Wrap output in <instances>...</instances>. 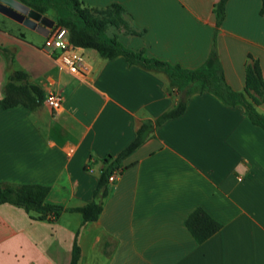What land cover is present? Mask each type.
<instances>
[{"label": "crops", "instance_id": "obj_1", "mask_svg": "<svg viewBox=\"0 0 264 264\" xmlns=\"http://www.w3.org/2000/svg\"><path fill=\"white\" fill-rule=\"evenodd\" d=\"M83 1L120 4L126 27L114 33L145 56L194 68L214 37L232 90L243 88L248 54L264 80L260 0H226L218 25L216 0ZM38 34L40 44L17 25L0 27V47L13 57L0 50V97L8 73L19 69L44 94L59 92L61 109L52 113L44 101L31 110L0 107V181L44 184L47 202L75 206L91 199L102 158L178 95L164 72L121 54L104 58L79 48L84 71L59 69ZM255 107L264 113V102ZM122 163L94 220L82 222L76 211L35 219L0 203V264H68L74 235L78 264H264V130L240 103H223L206 90L191 93L183 112L156 126ZM196 206L220 223L201 242L184 225Z\"/></svg>", "mask_w": 264, "mask_h": 264}, {"label": "trees", "instance_id": "obj_2", "mask_svg": "<svg viewBox=\"0 0 264 264\" xmlns=\"http://www.w3.org/2000/svg\"><path fill=\"white\" fill-rule=\"evenodd\" d=\"M19 1L44 14L51 9L50 17L54 19V25L65 27L68 42L78 48L93 49L104 58H112L121 54L128 63L164 72L178 96L174 104L157 115L153 121L142 122L135 130L133 138L122 149L102 158L92 197L88 201L75 206H63L45 200L47 185L35 182L0 181V203L8 202L21 207L35 219H52L62 211L79 212L82 222L96 219L102 209L101 199L106 194L109 173L114 169L124 167L123 159L144 142L156 126L168 118L180 115L185 108L187 97L194 92L206 90L217 96L223 103L230 105L240 103L247 118L264 130V113L255 107L256 104L264 102V80L258 61L251 55H247L243 88L241 91H235L224 80L214 37L206 59L194 68H185L177 63L145 56L141 49L133 50L124 46L115 33L107 34L105 29L108 24L126 27V22L122 17L124 9L118 3L113 2L98 7L85 3L83 0ZM225 1L216 0L213 3L212 10L216 25L223 18ZM258 11L264 14V0H260ZM127 30L135 32L132 29ZM0 50L9 61L13 60L7 48L0 47ZM44 96V91L37 84L29 81L24 71L17 69L7 75L2 87L0 107L9 108L22 104L31 110L42 104ZM184 225L194 240L201 242L216 231L220 223L202 207L196 206L185 216ZM79 253V246L74 235L68 264H78Z\"/></svg>", "mask_w": 264, "mask_h": 264}, {"label": "built area", "instance_id": "obj_3", "mask_svg": "<svg viewBox=\"0 0 264 264\" xmlns=\"http://www.w3.org/2000/svg\"><path fill=\"white\" fill-rule=\"evenodd\" d=\"M42 45L48 54H53L59 69L72 73H82L84 71V54L78 47L68 42L65 27L53 23L48 28L46 35L43 36ZM43 101L52 113H57L61 109L62 96L59 92H47ZM119 171L120 169L112 170L107 176V181L112 182Z\"/></svg>", "mask_w": 264, "mask_h": 264}, {"label": "water", "instance_id": "obj_4", "mask_svg": "<svg viewBox=\"0 0 264 264\" xmlns=\"http://www.w3.org/2000/svg\"><path fill=\"white\" fill-rule=\"evenodd\" d=\"M0 13L43 36L54 23L52 17L36 11L19 0H0Z\"/></svg>", "mask_w": 264, "mask_h": 264}, {"label": "rangeland", "instance_id": "obj_5", "mask_svg": "<svg viewBox=\"0 0 264 264\" xmlns=\"http://www.w3.org/2000/svg\"><path fill=\"white\" fill-rule=\"evenodd\" d=\"M45 14L50 16L52 14V10L51 9L47 10V12ZM123 16L125 17L126 15H124V13L122 12V17ZM12 20H11V18L9 19L8 17H6L2 13H0V27H2V28L3 27L16 28V25H17L18 30L21 31L26 38H29V39L34 38V42H36V44H40V42L42 40V36H40L36 31H34L28 27H25L24 25H22L21 23L15 21V20H13L14 22H12ZM121 27H122L121 25L120 26H114V25L108 24L105 31L107 34H112L116 30L120 29Z\"/></svg>", "mask_w": 264, "mask_h": 264}]
</instances>
